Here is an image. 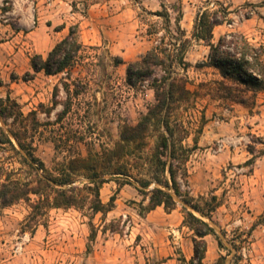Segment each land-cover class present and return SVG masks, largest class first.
<instances>
[{"label":"rangeland","instance_id":"rangeland-1","mask_svg":"<svg viewBox=\"0 0 264 264\" xmlns=\"http://www.w3.org/2000/svg\"><path fill=\"white\" fill-rule=\"evenodd\" d=\"M263 8L264 0H0V100L10 97L23 116L5 123L0 118V128L24 132L47 168L67 158L69 149L84 157L89 149L110 148L121 126L136 124L154 103L153 77L128 86V63L153 48L165 49L174 75L187 78L193 90L216 78L210 69L194 68L209 50L191 39L197 16L218 11L225 20L214 28V42L236 31L264 47ZM62 25L78 26L81 49L74 64L58 75L35 74L31 56L46 58L52 44L48 36ZM181 54L187 70L178 63ZM262 105L264 94L251 112L197 101L182 104L173 117L182 125L184 145L196 146L186 164L185 190L195 200L216 197L218 207L205 221L224 232L229 248V241L240 236L236 264H264V124L257 118ZM153 144L152 139L146 152ZM9 171L20 180L29 175L5 148L0 179ZM115 193L114 208L105 216H92L86 207L53 209L35 228L27 225L25 202L0 209V264H183L191 258L193 233L183 225L180 202L171 213L158 207L140 216L143 198L134 187L105 183L100 199L107 204ZM205 240V264H217L220 256H226L220 264H232L234 250L228 255L213 237Z\"/></svg>","mask_w":264,"mask_h":264},{"label":"trees","instance_id":"trees-1","mask_svg":"<svg viewBox=\"0 0 264 264\" xmlns=\"http://www.w3.org/2000/svg\"><path fill=\"white\" fill-rule=\"evenodd\" d=\"M218 13L210 10L201 12L191 34L193 41L202 42L209 49L205 59L196 63L194 68L212 70L215 79L200 82L191 90V82L187 78L174 75L167 50L158 47L127 64L128 86L135 88L153 77L150 86L154 103L136 124L121 126L119 140L112 147L100 151L89 149L84 157L72 154L69 149L67 158L47 168L34 155L32 145L26 143L24 132L0 128V150L12 151L29 172L28 178L23 180L15 178L18 173L14 171L5 172L3 180L0 179V209L25 202L30 209L27 225L34 228L53 209L83 210L86 207L92 216L98 213L105 216L114 208L116 193L104 204L100 190L105 183L113 181L119 187H134L142 196V202L138 203L140 216L158 207L168 214L181 203L183 225L193 233V253L189 260H182L183 264H205L207 236L213 237L218 248L228 255L234 250L231 261L236 264L241 256L235 240L240 236L229 241V248L224 243V232L220 235L205 221V218L211 219V214L218 207L216 197L195 200L185 190L188 187L186 164L196 146L184 145L182 125L173 120L174 111L182 104L190 106L197 101L226 108L238 105L251 112L257 108L258 95L264 93V47L253 44L236 31L221 35L214 42V28L225 23ZM188 43L187 40L185 44ZM80 49L78 26L74 25L46 58L39 54L31 56L30 66L35 74L43 72L52 76L65 73L74 64ZM117 63L121 60L118 59ZM178 63L184 70L190 67L183 62L182 54ZM159 72L163 75L157 76ZM27 77L32 79L33 75L26 74V80ZM65 114L66 109L58 114V120ZM21 117L15 101L10 97L0 100V118L4 123L10 118L16 122ZM34 124L32 129L36 130L39 124L35 120ZM152 139L154 144L146 152ZM55 149L58 151L60 148L55 145ZM247 163H252V160ZM81 179L85 182H79ZM225 259L226 256H220L217 264Z\"/></svg>","mask_w":264,"mask_h":264},{"label":"crops","instance_id":"crops-1","mask_svg":"<svg viewBox=\"0 0 264 264\" xmlns=\"http://www.w3.org/2000/svg\"><path fill=\"white\" fill-rule=\"evenodd\" d=\"M263 10H264V8H263ZM47 29H49V28H47ZM68 30H69V28L67 27V26H60V27H57V28H55V29H53V32L52 33H50L49 34V39H51L52 40V44H51V46H50V48H49V52L53 49V47L58 43V42H60L62 39H64L66 36H67V34H68ZM248 38V37H247ZM249 39V38H248ZM39 55H41V54H39ZM37 74H39V73H37ZM261 94H264V93H261ZM260 114L257 116V118L260 120V122L262 123V124H264V105H262L261 107H260Z\"/></svg>","mask_w":264,"mask_h":264}]
</instances>
